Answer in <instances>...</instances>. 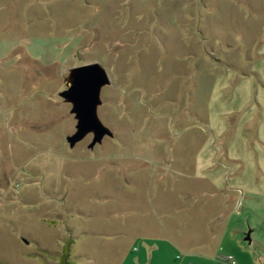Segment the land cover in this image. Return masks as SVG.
<instances>
[{
  "label": "rangeland",
  "instance_id": "obj_1",
  "mask_svg": "<svg viewBox=\"0 0 264 264\" xmlns=\"http://www.w3.org/2000/svg\"><path fill=\"white\" fill-rule=\"evenodd\" d=\"M93 62L114 135L71 147ZM72 235L74 264H264V0H0V264Z\"/></svg>",
  "mask_w": 264,
  "mask_h": 264
},
{
  "label": "water",
  "instance_id": "obj_2",
  "mask_svg": "<svg viewBox=\"0 0 264 264\" xmlns=\"http://www.w3.org/2000/svg\"><path fill=\"white\" fill-rule=\"evenodd\" d=\"M70 78L69 87L59 93L62 98L72 103L71 111L78 119L77 130L68 135L67 140L70 146L74 147L89 133H93V140L89 144V147L93 148L97 143H101L106 135H114L98 115V107L102 103V89L111 83V78L106 68L99 62L72 68ZM250 232L245 237L249 241Z\"/></svg>",
  "mask_w": 264,
  "mask_h": 264
},
{
  "label": "trees",
  "instance_id": "obj_3",
  "mask_svg": "<svg viewBox=\"0 0 264 264\" xmlns=\"http://www.w3.org/2000/svg\"><path fill=\"white\" fill-rule=\"evenodd\" d=\"M74 239L75 238L72 235L65 240L58 264H74L75 259L82 258L81 255H77V256L73 255V245L75 242Z\"/></svg>",
  "mask_w": 264,
  "mask_h": 264
},
{
  "label": "crops",
  "instance_id": "obj_4",
  "mask_svg": "<svg viewBox=\"0 0 264 264\" xmlns=\"http://www.w3.org/2000/svg\"><path fill=\"white\" fill-rule=\"evenodd\" d=\"M141 236H142V235H141ZM167 236H168V235H167ZM142 237H144V238H148L149 236H148L147 234H145V235L142 236ZM134 242H135V240L132 241V242L130 243V246L128 247L127 252L130 251V250H132ZM167 242H168V241H167ZM168 243H170V242H168ZM170 244H171V243H170ZM150 247H151V250H150V251H152L154 248H156V245H155V246H150ZM127 252H126V253H127Z\"/></svg>",
  "mask_w": 264,
  "mask_h": 264
}]
</instances>
